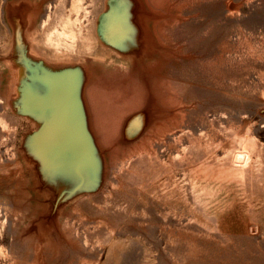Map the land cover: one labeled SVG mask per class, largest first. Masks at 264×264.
<instances>
[{"label":"rangeland","instance_id":"rangeland-1","mask_svg":"<svg viewBox=\"0 0 264 264\" xmlns=\"http://www.w3.org/2000/svg\"><path fill=\"white\" fill-rule=\"evenodd\" d=\"M60 1L0 0V264H264V0H83L54 55Z\"/></svg>","mask_w":264,"mask_h":264},{"label":"bare ground","instance_id":"bare-ground-1","mask_svg":"<svg viewBox=\"0 0 264 264\" xmlns=\"http://www.w3.org/2000/svg\"><path fill=\"white\" fill-rule=\"evenodd\" d=\"M72 1H73V3H72L73 9L77 14V16L74 19L72 16L68 15L69 13L67 15L64 14L65 11L63 10L64 12L62 11L61 13H63L64 16L62 14L58 13L60 16V18H59L60 21L56 20L57 17L55 19L49 21V22L46 21L47 27H46V31L44 34V41L46 42V44L49 47L52 48L51 53L54 55H56V54L60 55L64 52H67L66 51L67 49H69V48L74 49L78 46L82 49L83 47L85 48V46L87 44H89V40L87 39V36H86L88 34H83L82 30L84 27H83V25L79 24L81 17L78 16V14L81 11L84 10L86 13L87 12L86 10H88V9H87V7L84 6L85 2L83 3V0H72ZM60 2L61 3L63 2L62 4L64 6V4H65L64 2H66V1L61 0ZM65 6H64V8H65ZM61 8H63V7H61ZM58 22H59V24H61L60 28L58 27ZM47 49H49V48H47ZM48 53H50V52H48Z\"/></svg>","mask_w":264,"mask_h":264}]
</instances>
